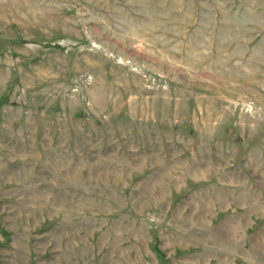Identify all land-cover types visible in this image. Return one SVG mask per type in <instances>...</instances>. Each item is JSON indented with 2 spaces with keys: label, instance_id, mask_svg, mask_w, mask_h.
Here are the masks:
<instances>
[{
  "label": "rangeland",
  "instance_id": "obj_1",
  "mask_svg": "<svg viewBox=\"0 0 264 264\" xmlns=\"http://www.w3.org/2000/svg\"><path fill=\"white\" fill-rule=\"evenodd\" d=\"M0 264H264V0H0Z\"/></svg>",
  "mask_w": 264,
  "mask_h": 264
}]
</instances>
